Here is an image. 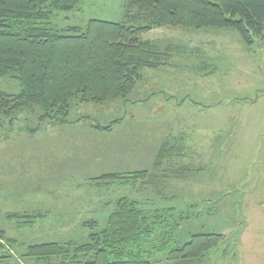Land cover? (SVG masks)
Wrapping results in <instances>:
<instances>
[{
    "label": "rangeland",
    "instance_id": "obj_1",
    "mask_svg": "<svg viewBox=\"0 0 264 264\" xmlns=\"http://www.w3.org/2000/svg\"><path fill=\"white\" fill-rule=\"evenodd\" d=\"M127 1L82 0L75 10L55 12L48 25L63 32L92 18L124 22ZM142 36L198 51L194 60L193 51L190 59L175 52L171 66L147 69L127 97L75 105L67 124L40 121V110L31 109L0 123V264H29L23 254L34 243L84 242L91 228L83 222L95 219L103 228L117 198L151 197L100 177L151 169L166 137L184 140V153L174 161L187 170L165 182L167 203L183 214L182 221L175 215L181 243L203 232L223 238L196 259L170 263L163 256L158 264H240L241 233L257 222L246 207L264 194V40L249 47L232 29L172 25ZM203 59L212 72L189 67ZM21 89L17 79L0 80L1 92ZM248 185L252 197L242 194ZM260 224L263 230L264 218Z\"/></svg>",
    "mask_w": 264,
    "mask_h": 264
},
{
    "label": "trees",
    "instance_id": "obj_2",
    "mask_svg": "<svg viewBox=\"0 0 264 264\" xmlns=\"http://www.w3.org/2000/svg\"><path fill=\"white\" fill-rule=\"evenodd\" d=\"M81 2L0 0V80L11 77L22 86L16 94L0 91V123L31 109L40 110V121L67 124L75 105L127 97L147 69L171 66L175 52L190 59L193 51L194 60L197 48L188 44L143 38L158 27L232 29L249 47L256 39L264 40V0H128L124 22L92 18L85 27L70 26L63 32L48 25L55 12L75 10ZM189 67L213 70L207 59ZM183 142L166 137L151 169L103 174L100 178L107 182L138 186L151 197L117 198L103 228L95 219L83 222L91 228L84 242L31 244L23 254L29 264H158L163 256L182 263L218 246L220 233L192 234L181 243L176 216L182 221L183 214L167 203L171 198L165 195V182L183 178L187 170L174 161L184 153ZM4 251L0 242V254Z\"/></svg>",
    "mask_w": 264,
    "mask_h": 264
},
{
    "label": "crops",
    "instance_id": "obj_3",
    "mask_svg": "<svg viewBox=\"0 0 264 264\" xmlns=\"http://www.w3.org/2000/svg\"><path fill=\"white\" fill-rule=\"evenodd\" d=\"M152 40H156V39H152ZM250 180L254 182L255 178L252 177L250 178ZM242 194L243 196L252 197V195L254 196V191L249 186L248 191L242 192ZM255 195H257L256 197H261L262 199H260L259 201H255V205L252 204L253 205L252 207L250 208L249 206L246 207V210L250 209V211H248L249 213L253 212L254 215L252 216V219L255 216L257 222L255 223L250 222L249 225L247 223L244 227L245 229H243L244 231L241 233L240 252H239L240 264H264V228L262 230L260 224L261 220H263L264 218V194H255ZM258 223L260 224V226H258ZM251 227H255V229L253 228V231H251V233H248ZM259 230L261 235L254 236V233L257 234ZM249 235L252 237H250ZM248 238H250V243H247Z\"/></svg>",
    "mask_w": 264,
    "mask_h": 264
}]
</instances>
